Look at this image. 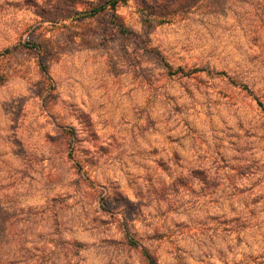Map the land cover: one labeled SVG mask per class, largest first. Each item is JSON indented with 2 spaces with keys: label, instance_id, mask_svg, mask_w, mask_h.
Masks as SVG:
<instances>
[{
  "label": "rangeland",
  "instance_id": "1",
  "mask_svg": "<svg viewBox=\"0 0 264 264\" xmlns=\"http://www.w3.org/2000/svg\"><path fill=\"white\" fill-rule=\"evenodd\" d=\"M108 1L0 0V264H264V0Z\"/></svg>",
  "mask_w": 264,
  "mask_h": 264
},
{
  "label": "trees",
  "instance_id": "2",
  "mask_svg": "<svg viewBox=\"0 0 264 264\" xmlns=\"http://www.w3.org/2000/svg\"><path fill=\"white\" fill-rule=\"evenodd\" d=\"M118 0H109L108 4H111L112 6H115V4L117 3ZM104 8V5L100 6V7H97V8H94L92 9L90 12L87 13V15H93L95 13H97L100 9H103ZM126 236H129L128 234ZM145 254V257L147 259V262L148 264H158L157 260L155 259V257H153L151 254L147 253V252H144Z\"/></svg>",
  "mask_w": 264,
  "mask_h": 264
}]
</instances>
